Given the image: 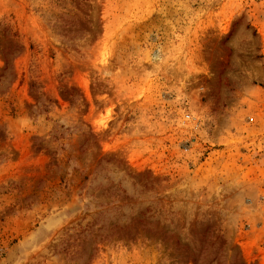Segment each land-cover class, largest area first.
<instances>
[{
  "label": "rangeland",
  "instance_id": "rangeland-1",
  "mask_svg": "<svg viewBox=\"0 0 264 264\" xmlns=\"http://www.w3.org/2000/svg\"><path fill=\"white\" fill-rule=\"evenodd\" d=\"M0 264H264V0H0Z\"/></svg>",
  "mask_w": 264,
  "mask_h": 264
},
{
  "label": "built area",
  "instance_id": "built-area-1",
  "mask_svg": "<svg viewBox=\"0 0 264 264\" xmlns=\"http://www.w3.org/2000/svg\"><path fill=\"white\" fill-rule=\"evenodd\" d=\"M186 119H189V115L186 116Z\"/></svg>",
  "mask_w": 264,
  "mask_h": 264
},
{
  "label": "trees",
  "instance_id": "trees-1",
  "mask_svg": "<svg viewBox=\"0 0 264 264\" xmlns=\"http://www.w3.org/2000/svg\"><path fill=\"white\" fill-rule=\"evenodd\" d=\"M5 62H7V60H5Z\"/></svg>",
  "mask_w": 264,
  "mask_h": 264
}]
</instances>
